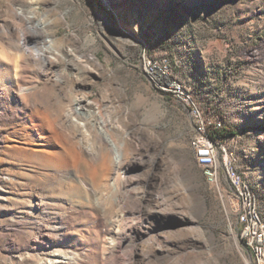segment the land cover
Segmentation results:
<instances>
[{"label":"rangeland","instance_id":"374dc122","mask_svg":"<svg viewBox=\"0 0 264 264\" xmlns=\"http://www.w3.org/2000/svg\"><path fill=\"white\" fill-rule=\"evenodd\" d=\"M145 55L238 130L221 146L264 221V0H0V264H149L158 246L175 254L154 264H254L223 170L205 176ZM121 201L125 225L100 207Z\"/></svg>","mask_w":264,"mask_h":264},{"label":"built area","instance_id":"2783aa9c","mask_svg":"<svg viewBox=\"0 0 264 264\" xmlns=\"http://www.w3.org/2000/svg\"><path fill=\"white\" fill-rule=\"evenodd\" d=\"M146 56V55H145ZM143 58V57H142ZM146 75L164 92H171L176 98L181 99L188 107L190 116L196 121L197 139L193 151L196 159L204 164L206 168V177L212 183H218L220 178V169L223 170L231 191L230 200L234 205V212L238 220V234L241 241L245 242L246 251L252 254V247H259V252L262 255V262H255L254 264H264V234H257V227L260 226V217H256L251 212V200L239 201V191H246L237 179L232 165V160L229 159L227 150H223L221 143L212 141L207 132H201V123H208L214 125L216 128L221 127L217 121L205 119L203 114H195L191 107L190 98L180 97L177 85L166 83L164 78L158 73V69L152 63L151 71H147ZM217 145H220L218 147Z\"/></svg>","mask_w":264,"mask_h":264},{"label":"bare ground","instance_id":"6f19581e","mask_svg":"<svg viewBox=\"0 0 264 264\" xmlns=\"http://www.w3.org/2000/svg\"><path fill=\"white\" fill-rule=\"evenodd\" d=\"M142 64L144 66V70H145L146 73H147V71H151L152 62H151V60L147 56H144L142 58ZM172 84L177 85V90L179 91L180 97L190 98L191 107H192L193 112L195 114H202V112L199 109L198 105L195 103V101L187 93H185V91L182 89V87L177 82H172ZM86 104L87 103L85 101L80 100V102H78V104H77L78 105V110L84 111ZM75 114H76V109H75ZM69 115H70V118H72L73 112L69 113ZM191 118L194 121V118L193 117H191ZM194 123L196 124V121H194ZM207 126H208V123H201V132H207ZM195 139H197V136L192 140V143H191L192 149H193L194 144H195ZM111 145H112V147H113V149L115 151V154H116V166L118 167L119 166V163L122 160L121 151H120V148L118 147V145H116L115 143L111 142ZM223 150H225V148H223ZM198 163H199V165L201 167H203L205 169L204 173L206 175V168H205L204 164H201L199 161H198ZM234 171H235V175H236L237 179L241 182V185L243 186V188L246 189V191H239V201H247V199H252L251 200V212L256 217H260V220H261L260 221V226L257 227V234H264V221L261 218V216H260V214L258 212V209H257V201H256L257 198H256L253 190L251 189V187L246 184V182L244 181V179L235 170V168H234ZM77 177H78V182H79L80 187L83 190L88 191L90 189V186H91L90 191H92L93 194H95V189L96 190L105 189V188L106 189L107 188L109 189L113 185L112 180L115 181V179H116V176H114V175L112 176V174L110 172L109 173H106L105 175H103L102 178H101V181H99V182L94 178L95 176L90 179L91 180V183H88L86 180L82 179L80 176H78V174H77ZM92 188H93L94 191L92 190ZM60 192L63 195H67L69 193L68 192V188L66 189V187H64V186H62L60 188ZM203 204H204V207H205V203H203ZM100 207H101V211L102 212L109 211L110 214H111V217L114 218V220L121 221L122 224L125 225V223H126L125 221H126L127 218L124 219V217H123L124 215L121 213V212H124V210L126 208V203L124 201L119 202L118 211H116V212L110 210L104 204H101ZM129 209H130V206H129V202H128V220H127L128 221V229H130V225H129V223H130ZM125 228L126 227H124V229ZM123 233H125V232H123ZM124 239L125 240H129L130 242L133 241L132 238H131V235L128 236V239L127 238H124ZM242 243H243L244 248L246 249L245 242L242 241ZM115 245H116V241L115 240H110V242L108 244V247L106 248V252H104V258L108 259L110 257L108 255L109 253H107V252H109V251L112 252L113 249H114V247H115ZM147 254L148 255H146L145 261L147 263L151 264V263H153L152 261L155 260V259L173 257V255L175 253H174V250L173 249H170L169 248L167 250H164L161 246H158L157 249H153L152 250V253H150V254L147 253ZM252 254H253V258H254V261L255 262H262V255L259 252V247H252ZM52 263H55L54 260H52Z\"/></svg>","mask_w":264,"mask_h":264},{"label":"trees","instance_id":"16d2710c","mask_svg":"<svg viewBox=\"0 0 264 264\" xmlns=\"http://www.w3.org/2000/svg\"><path fill=\"white\" fill-rule=\"evenodd\" d=\"M237 129L232 126H221L216 128L214 125L207 126V133L209 138L215 143H223L224 141L237 135Z\"/></svg>","mask_w":264,"mask_h":264}]
</instances>
